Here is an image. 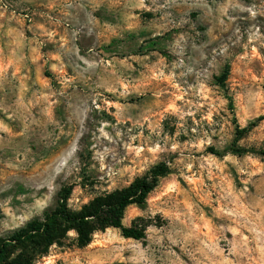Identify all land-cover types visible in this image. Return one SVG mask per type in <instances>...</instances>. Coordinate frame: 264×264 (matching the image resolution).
<instances>
[{
	"label": "rangeland",
	"instance_id": "rangeland-1",
	"mask_svg": "<svg viewBox=\"0 0 264 264\" xmlns=\"http://www.w3.org/2000/svg\"><path fill=\"white\" fill-rule=\"evenodd\" d=\"M263 115L264 0H0V240L164 162L122 220L145 240L37 264H264V120L231 153Z\"/></svg>",
	"mask_w": 264,
	"mask_h": 264
},
{
	"label": "trees",
	"instance_id": "trees-1",
	"mask_svg": "<svg viewBox=\"0 0 264 264\" xmlns=\"http://www.w3.org/2000/svg\"><path fill=\"white\" fill-rule=\"evenodd\" d=\"M229 75V67H226L217 82L224 86ZM263 120L264 115L247 128H236L232 154L248 153L247 150L237 147V143ZM209 151L215 156H222L215 148H210ZM169 174V166L162 162L155 166L148 176L136 179L127 188L97 197L83 205L80 210H72L69 207L71 190H65L56 210L45 214L42 219L33 220L10 237L0 240V264H37L49 254L52 246L64 243L70 230L76 232L77 245L81 248L92 242L96 232L108 228L119 230L126 239L145 240V230L127 228L122 220L129 207L145 208L149 195L158 187L160 179ZM14 250L19 251L16 253Z\"/></svg>",
	"mask_w": 264,
	"mask_h": 264
}]
</instances>
